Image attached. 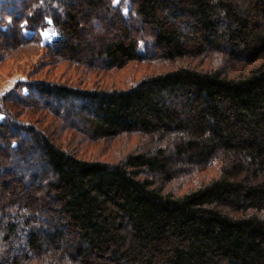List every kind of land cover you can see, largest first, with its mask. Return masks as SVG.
Listing matches in <instances>:
<instances>
[{"label":"trees","instance_id":"obj_1","mask_svg":"<svg viewBox=\"0 0 264 264\" xmlns=\"http://www.w3.org/2000/svg\"><path fill=\"white\" fill-rule=\"evenodd\" d=\"M23 57L0 264H264V0H0V67Z\"/></svg>","mask_w":264,"mask_h":264},{"label":"rangeland","instance_id":"obj_2","mask_svg":"<svg viewBox=\"0 0 264 264\" xmlns=\"http://www.w3.org/2000/svg\"><path fill=\"white\" fill-rule=\"evenodd\" d=\"M118 2L119 0H116L115 4H117ZM126 7H127L126 4L122 5L123 11L125 10ZM41 34L43 40L47 43H50L52 40H54L57 37L56 32L51 26L45 27L41 31ZM33 60H35V57L30 59H26L25 57H23L21 58V61L14 62L12 60H7L5 63H3V65L0 67V94L6 92L7 89H9L14 82L23 81L24 79H26V77L28 78L29 71L32 68L31 65L34 62ZM144 68L145 66L141 63L131 64L126 69L113 73L111 76L103 79V81L115 85H127L129 81L132 80V78H137L143 72ZM46 70H47L46 68L43 70H39L37 74L35 75L32 74L29 77L31 79L40 78L39 76H41V74L46 72ZM72 72L74 73L75 71L69 68L65 69V64H62L57 68L52 69V72H50L48 76H46L47 75L46 74L43 77L56 78L57 76L64 74L63 79L70 77L72 78V80L79 81L77 78L80 79L81 77H77L78 75L76 73L73 75ZM86 77L88 78H86V82L85 83L83 82L82 85L87 86L96 82L95 76L90 75ZM85 149L87 153L89 152L88 154L94 153V151H96V148H94L92 145H88Z\"/></svg>","mask_w":264,"mask_h":264},{"label":"snow or ice","instance_id":"obj_3","mask_svg":"<svg viewBox=\"0 0 264 264\" xmlns=\"http://www.w3.org/2000/svg\"><path fill=\"white\" fill-rule=\"evenodd\" d=\"M113 3H116V0H113ZM125 13H127V11H128V9H127V7L125 8Z\"/></svg>","mask_w":264,"mask_h":264}]
</instances>
